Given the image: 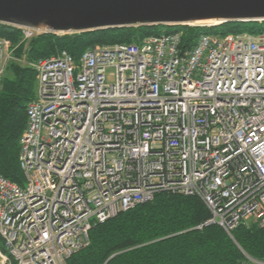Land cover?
I'll return each mask as SVG.
<instances>
[{
	"label": "built area",
	"instance_id": "built-area-1",
	"mask_svg": "<svg viewBox=\"0 0 264 264\" xmlns=\"http://www.w3.org/2000/svg\"><path fill=\"white\" fill-rule=\"evenodd\" d=\"M182 34L35 62L0 37V91L11 61L36 71L23 184L0 176V264H67L95 223L159 192L198 197L229 235L264 227V32Z\"/></svg>",
	"mask_w": 264,
	"mask_h": 264
},
{
	"label": "trees",
	"instance_id": "trees-1",
	"mask_svg": "<svg viewBox=\"0 0 264 264\" xmlns=\"http://www.w3.org/2000/svg\"><path fill=\"white\" fill-rule=\"evenodd\" d=\"M264 32V21H229L211 26L136 25L83 32H41L26 41L20 29L0 23V37L10 40L16 57L35 62L65 50L75 59L95 44L137 42L161 32L182 31L193 43L202 32ZM36 71L11 61L0 91V176L23 184L19 140L26 125V106L35 96ZM192 195L159 192L144 203L120 211L89 231V244L67 264H243L246 256L264 260V227L238 226L231 235L216 223Z\"/></svg>",
	"mask_w": 264,
	"mask_h": 264
},
{
	"label": "water",
	"instance_id": "water-1",
	"mask_svg": "<svg viewBox=\"0 0 264 264\" xmlns=\"http://www.w3.org/2000/svg\"><path fill=\"white\" fill-rule=\"evenodd\" d=\"M204 21H264V0H0V23L41 32Z\"/></svg>",
	"mask_w": 264,
	"mask_h": 264
},
{
	"label": "bare ground",
	"instance_id": "bare-ground-1",
	"mask_svg": "<svg viewBox=\"0 0 264 264\" xmlns=\"http://www.w3.org/2000/svg\"><path fill=\"white\" fill-rule=\"evenodd\" d=\"M199 24H216L217 22L215 21H204V22H198Z\"/></svg>",
	"mask_w": 264,
	"mask_h": 264
},
{
	"label": "rangeland",
	"instance_id": "rangeland-1",
	"mask_svg": "<svg viewBox=\"0 0 264 264\" xmlns=\"http://www.w3.org/2000/svg\"><path fill=\"white\" fill-rule=\"evenodd\" d=\"M197 24H199V23H197ZM242 32H248V31H247V30H244V31H242ZM35 35H36V34H35ZM26 42H27V41H26ZM112 70H113L112 68H109V69H108L109 72H111ZM0 242H1V241H0Z\"/></svg>",
	"mask_w": 264,
	"mask_h": 264
}]
</instances>
